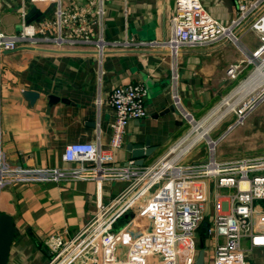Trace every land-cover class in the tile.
Segmentation results:
<instances>
[{"label":"crops","instance_id":"1","mask_svg":"<svg viewBox=\"0 0 264 264\" xmlns=\"http://www.w3.org/2000/svg\"><path fill=\"white\" fill-rule=\"evenodd\" d=\"M88 1L61 0L68 9L86 7ZM200 1L220 23L226 24L236 15L235 0ZM174 6L175 0H105L104 40H130L131 45L104 53L101 75L93 46L82 42L72 46L18 45L12 51H2L1 165L5 168H54L65 164L62 155L68 143L99 140L106 147L114 118L110 95L116 86L128 83H143L147 87V115L128 122L124 142L114 151L115 162L125 164L134 160L127 143L143 141L147 136L154 150L144 157L142 166L149 165L189 129L180 110L172 103L174 89L183 109L193 116L196 114L195 119H201L224 95L233 92L241 80L252 74L255 64L250 60V53L260 42L259 33L250 23L264 13V4L237 30L239 46L227 41L207 47H184L176 58L165 49L136 46L138 42L162 40L169 35ZM23 9V0H0L4 32L16 34L22 30ZM40 13L32 12L24 20L27 28L35 30L42 21H39ZM52 14L53 7L44 17ZM88 15L91 22L95 14L92 11ZM91 26L92 35L96 37L98 28L95 23ZM62 32L69 33L65 28ZM250 32L259 42L252 50L241 42V37ZM21 46L31 48L18 49ZM232 64L239 65L235 78L226 74ZM173 69L177 74L176 82L172 79ZM28 90L36 92L32 100L25 94ZM169 107L168 112L160 114ZM256 135V131H248L242 136L243 145L253 152L262 149L264 153V146L254 142ZM122 186L120 181L101 184L94 180L2 185L0 213L12 217L16 230L7 264H46L50 257L46 246L48 235L66 230V234L72 236L99 205L115 196ZM256 204L264 205V200ZM241 246L245 258L252 264H264V246L251 247L247 237L242 238ZM213 252L212 247L206 251L205 264H212Z\"/></svg>","mask_w":264,"mask_h":264},{"label":"built area","instance_id":"2","mask_svg":"<svg viewBox=\"0 0 264 264\" xmlns=\"http://www.w3.org/2000/svg\"><path fill=\"white\" fill-rule=\"evenodd\" d=\"M30 4H53V14L27 32L24 20ZM263 4L264 0H235L236 15L223 24L205 10L200 0H175L169 35L162 40L141 41L136 46L165 49L173 58L184 47H207L227 41L239 46L237 30ZM23 7L22 30L16 34L2 30L0 16V53L18 45L72 46L82 42L93 46L101 75L104 53L131 45L130 40H104L105 0H89L86 7L69 9L61 0H23ZM92 11L95 17L90 22L88 14ZM93 23L98 28L96 37L92 35ZM250 27L259 33L261 42L250 53L255 64L259 58L264 61V13ZM64 28L68 34H63ZM238 68V64H232L226 74L235 78ZM172 79L176 82L175 70ZM147 95L143 83L119 85L112 90L109 103L114 118L106 147L99 140L68 143L62 155L65 164L54 168H5L0 163V187L6 183L77 180L123 184L72 236L66 230L48 235L50 257L46 264H193L198 229L205 221L209 226L207 237L213 241L212 264H252L244 256L241 240L247 237L251 247L264 246V205L256 204L264 200V153L216 158V145L225 134L213 139L209 132L231 112L236 123L228 130L242 124L264 101V83L248 91L234 106L229 107L237 95L201 119L183 109L174 89L172 103L188 123V131L149 165H136L134 160L118 164L114 151L124 142L128 122L147 115ZM223 104L227 108L221 111ZM211 122L207 133H200ZM196 125L200 126L195 129ZM202 141L208 146L209 158L184 162ZM222 189L233 191L223 193ZM120 247L126 249L124 257L118 255Z\"/></svg>","mask_w":264,"mask_h":264},{"label":"rangeland","instance_id":"3","mask_svg":"<svg viewBox=\"0 0 264 264\" xmlns=\"http://www.w3.org/2000/svg\"><path fill=\"white\" fill-rule=\"evenodd\" d=\"M40 20H42V18H40ZM253 41H255V42L253 43ZM241 42L243 44H248V46L252 50L260 42V39H259V42L257 43V38L255 37V35L252 32H250L248 35H244L241 37ZM260 44H261V42H260ZM244 61H247L246 57H245ZM254 62H255V65H254V67H255L256 65H259L262 62V60H261V58H259V62H256V61H254ZM243 80H241V82ZM231 93L224 95L223 98L220 100V102L217 104V106L218 105L220 106L221 105L220 103H222L224 98L227 99L228 95H230ZM230 100H231V98H230ZM231 104H233V103H231ZM226 108L227 107L223 104V106L221 107V111H223ZM194 116L196 117V114H194ZM235 123H236V116L231 112L230 115H228V117H226L216 127H214L212 130H210L209 134L213 139L214 138L217 139L221 135L225 134V136L216 145L215 152H214L215 157L222 159V158H230V157H235V156H247V155L262 154L263 153L262 149L259 151H256V152H253V151L247 149L243 145L244 140L242 139V136H244L248 131L249 132L256 131L257 135L254 138V142L256 144L264 146V101L261 102L255 108V110L252 111L250 113V115H248L245 118V120L243 121L242 124H236L231 130H228L229 127L234 125ZM208 158H209L208 146L206 145L205 141H202L199 144H197L188 153L186 158H184L185 159L184 162H186V163H188V162H190V163L200 162V161H205ZM227 191H233V190H227V189L221 190V192H223V193H225ZM211 196H212V194H211ZM208 227L209 226H208V223L206 221L203 222V224L201 226H199L198 233H197V239H196V243H197L196 251L197 252L201 249L200 244L203 243V240H205V236H208V233H207ZM206 241H207V246H206L207 249H205V250L206 251H208V249L211 250V247L213 248V241L209 237H207ZM125 250H126L125 247H120L118 250V255L120 257H124Z\"/></svg>","mask_w":264,"mask_h":264},{"label":"water","instance_id":"4","mask_svg":"<svg viewBox=\"0 0 264 264\" xmlns=\"http://www.w3.org/2000/svg\"><path fill=\"white\" fill-rule=\"evenodd\" d=\"M43 5V7H41ZM53 7V4H37V5H32L29 9L28 12L25 16V20L28 19V17L31 15L32 12H41L42 14V19L44 18V15L46 12H48L51 8ZM41 21V20H39ZM20 48H31L30 46H21ZM50 50V49H47ZM7 51H12V50H7ZM50 51H58V50H50ZM61 51V50H60ZM25 94L29 97V99H33L34 96H36V92L33 91H26ZM171 108H166L161 112L160 114L162 115L163 113H166L170 110ZM127 150L131 152V157L134 159V162L136 165H142L144 162V157L148 156L152 153L154 150V146L150 145L149 138L145 136L143 141H138V142H129L127 143ZM124 217H127L125 215ZM16 233L12 217L6 213H0V264H7L8 260V253H9V247L10 243ZM205 256H206V250L201 248L195 257L194 263L193 264H205Z\"/></svg>","mask_w":264,"mask_h":264},{"label":"bare ground","instance_id":"5","mask_svg":"<svg viewBox=\"0 0 264 264\" xmlns=\"http://www.w3.org/2000/svg\"><path fill=\"white\" fill-rule=\"evenodd\" d=\"M26 31L31 32V28L28 27ZM263 83H264V61H262L259 65H257L255 70L252 72V74L249 75L243 82H241V84L236 89H234L233 92L230 95H228V98L222 103H226L228 99L237 95L238 97L233 102V104L229 105V107L234 106L235 103L240 98H242L248 91L262 85ZM210 125H212V122L209 123L208 125L203 126L202 129L200 130V133H207ZM199 126L196 125L195 129Z\"/></svg>","mask_w":264,"mask_h":264},{"label":"trees","instance_id":"6","mask_svg":"<svg viewBox=\"0 0 264 264\" xmlns=\"http://www.w3.org/2000/svg\"><path fill=\"white\" fill-rule=\"evenodd\" d=\"M206 239H207V236H205V240H203V243H201L200 245H201V248H203V249H206ZM205 241V242H204ZM197 244V243H196Z\"/></svg>","mask_w":264,"mask_h":264}]
</instances>
